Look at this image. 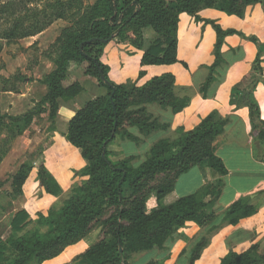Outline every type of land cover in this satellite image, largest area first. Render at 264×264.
Here are the masks:
<instances>
[{
	"label": "trees",
	"instance_id": "trees-1",
	"mask_svg": "<svg viewBox=\"0 0 264 264\" xmlns=\"http://www.w3.org/2000/svg\"><path fill=\"white\" fill-rule=\"evenodd\" d=\"M37 1L0 0V40L31 37L56 19L72 17L70 25L44 52L54 68L42 79L47 91L37 102L34 114L49 112L50 119L55 120L60 100L72 99L84 90L79 80L66 83L71 62L81 66L84 74L98 79L106 94L89 99L68 123L66 139L86 161L76 171L84 178L74 183L60 207L47 214L40 212L34 219L25 208L15 211L10 234L5 239L0 237V264H42L84 239L96 223L102 227V237L73 263L63 264H132L150 250H163L166 241L189 222L201 229L209 227L218 216L214 206L224 187L221 179L207 183L195 193L175 199L171 196L178 177L193 166L208 163L219 174L228 173L216 153L228 116L209 114L194 129L179 128L176 138H163L153 144L140 165L135 166L131 157L113 160L109 145L124 139L140 142L129 127L136 126L146 134L168 127L154 118L144 104L156 102L179 113L190 105L192 98L176 94V77L172 73L153 76L143 85L134 80L115 83L109 77V65L101 57L106 44L116 39L143 50L142 66L180 62L178 24L180 14L186 12L197 21L211 24L217 35L215 60L208 66L209 75L201 87L206 94L217 80V69L226 64L222 50L225 38L233 34L243 36L258 47L253 65L257 74L250 89L235 87L233 93H242L241 105L248 106L252 129L258 131L257 138L264 143V119L258 103L250 97L262 80L264 43L256 36L225 29L215 20L199 15L204 8H217L243 18L249 5L264 0H95L89 5L84 0H56L47 12L39 9ZM147 28L153 29L150 39L145 36ZM144 74L140 70L139 76ZM16 89L13 84L8 90ZM32 117L33 113L25 114L27 124ZM33 168L37 169L42 191L53 196L63 193L58 179L41 157L32 165L22 164L12 176L11 187L16 195L23 194ZM151 197L157 204L153 208H149ZM257 212L258 206L250 196L234 201L225 209L222 223L210 227L193 245L187 264H195L212 236L224 225H237ZM259 249V242L243 252L230 249L219 264H264V252L258 254ZM145 264H167V259H151Z\"/></svg>",
	"mask_w": 264,
	"mask_h": 264
},
{
	"label": "crops",
	"instance_id": "crops-1",
	"mask_svg": "<svg viewBox=\"0 0 264 264\" xmlns=\"http://www.w3.org/2000/svg\"><path fill=\"white\" fill-rule=\"evenodd\" d=\"M199 15L202 19L215 20L225 29L233 28L246 36H256L264 43V2L249 5L243 18L229 15L217 8H204L200 10ZM52 30L53 25H50L41 33L23 39L25 41L33 39L32 43L39 41L41 45L48 33L52 35L50 33ZM145 36L148 38L146 31ZM56 38L57 35L54 38L50 37L46 50ZM216 40L217 35L211 24L197 21L190 14L183 12L179 16L178 24L180 62L142 66L143 50L128 43L118 42L116 39L110 40L104 47L101 60L109 65V77L113 82L119 84L134 80L138 82V85H143L153 76L172 73L176 77V94L192 98L190 105L179 113H174L171 107L163 108L156 102L144 104L143 106L154 118L168 124V127L150 134L142 132L136 126L129 127L128 130L139 138L140 142L124 139L109 145L115 160L131 157L135 166L140 165L147 159L153 144L163 138H176L179 128L194 129L201 119L209 114L220 113L229 118L216 150L217 155L224 161L228 173L221 175L208 163L193 166L188 172L178 177L171 196V199H175L195 193L207 183L221 179L224 187L214 206L218 215L217 219L209 227L202 229L196 237L187 229L194 230L200 227L189 222L185 228L180 229L166 241L163 250H150L135 258L132 264H145L151 259H167V264L170 260V264H187L191 248L197 240L210 227L222 223L227 207L246 196H250L255 201L258 212L242 219L237 225H224L220 228L212 236L210 244L195 264H219L221 258L230 249L243 252L257 242L260 243L262 249L264 248V143L257 138L258 131L252 129L248 106L241 105L242 93H233L235 87L251 88L252 81L257 74L253 70V65L258 54V47L254 42L239 34L228 35L222 48L226 64L217 69V80L204 94L201 92V87L209 75L208 66L215 60L213 49ZM46 59L53 64L48 57ZM183 62L187 64V67ZM262 66L264 67V60ZM140 70L145 72L143 77L139 76ZM40 79L41 76L37 75L33 82H29L30 78L26 77V81L32 86ZM75 80L81 82L84 90L72 99L60 100L56 117L58 130L48 135L50 145L45 154L46 166L58 179L64 193L70 191L74 183L84 178L79 174L75 175L74 170H80L86 165L80 150L74 148L66 139L69 120L89 99L106 94V88L100 85L98 79L84 74L81 66L71 62L66 82L70 84ZM86 83L90 84L86 86ZM41 87L43 96L47 91V86L43 84ZM28 94L29 92H25L22 95ZM250 97L258 103L261 117L264 119V72L262 80L250 92ZM29 179L32 181L33 190H39L36 168L32 169L26 183ZM26 183L23 191H25ZM44 194L53 196L45 192ZM156 205L155 198L151 197L149 208ZM10 227L9 221L6 234L0 237L5 239L11 232ZM90 236L68 246L60 255L42 264L73 263L76 257L92 244ZM188 237H191L190 243L186 244ZM183 243L186 245L183 246ZM70 250L71 255L64 257Z\"/></svg>",
	"mask_w": 264,
	"mask_h": 264
},
{
	"label": "rangeland",
	"instance_id": "rangeland-1",
	"mask_svg": "<svg viewBox=\"0 0 264 264\" xmlns=\"http://www.w3.org/2000/svg\"><path fill=\"white\" fill-rule=\"evenodd\" d=\"M55 1L38 0L37 5L40 10L47 12L50 10V4ZM94 1L84 0V4L89 5ZM71 18L68 16L65 19L54 20L53 30L50 32L52 35L48 33L41 45L39 41L32 43L33 39L0 40V236L6 234L7 225L16 210L25 208L36 219L40 212L47 214L50 209L60 207L70 193L63 192L60 196L54 197L46 195L40 189L33 190L32 181L29 179L23 194L16 195L11 183L12 176L22 164L32 165L37 159L45 158L50 145L48 135L58 130L57 121L50 119L49 112L34 114V111L38 108L37 102L43 97L42 79L54 68V65L46 59L44 52L50 37L59 36L61 31L70 25ZM146 32L147 39H150L153 29L147 28ZM16 75L19 77L16 78ZM37 75H40L41 79L32 86L29 82H33ZM26 77L30 78L29 82L26 81ZM9 78H11L10 81H6ZM13 84L17 86V89L8 90ZM88 84L90 83H86V86ZM25 92L29 94L22 95ZM29 113H33V117L27 124L24 117ZM112 159L115 160L114 154ZM80 170H74L75 175H78L76 171ZM108 214L109 212L105 216ZM187 231L196 237L202 229L189 228ZM88 236L92 244L102 237V227L99 223L93 225L86 237ZM190 238L188 237L186 244L190 243ZM186 244L183 243V246ZM263 252L264 248L260 247L258 254ZM71 253L70 250L64 257L70 256Z\"/></svg>",
	"mask_w": 264,
	"mask_h": 264
},
{
	"label": "water",
	"instance_id": "water-1",
	"mask_svg": "<svg viewBox=\"0 0 264 264\" xmlns=\"http://www.w3.org/2000/svg\"><path fill=\"white\" fill-rule=\"evenodd\" d=\"M102 79L105 81V78L104 77H102Z\"/></svg>",
	"mask_w": 264,
	"mask_h": 264
}]
</instances>
